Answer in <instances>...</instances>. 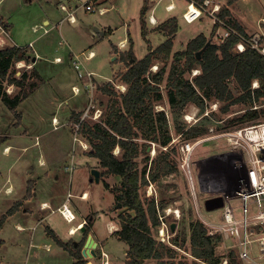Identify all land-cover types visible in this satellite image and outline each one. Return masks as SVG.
Instances as JSON below:
<instances>
[{"label":"rangeland","instance_id":"rangeland-1","mask_svg":"<svg viewBox=\"0 0 264 264\" xmlns=\"http://www.w3.org/2000/svg\"><path fill=\"white\" fill-rule=\"evenodd\" d=\"M87 1H78L80 4L77 13L78 21L75 24L64 23L62 32L66 40H70L71 42L73 38V43H76L79 49L86 46V51L88 50L89 52L91 49L94 52L92 57L86 58L88 52L86 54L81 53L80 60L83 63L80 64V67H77L72 60H69V57L64 63H53L55 54L64 55L67 50L55 52V44L57 47L59 43L57 42V36L54 37L56 33L54 31L41 38H37L36 41L34 40L35 46L39 47L41 44L53 50L52 54L46 55V57H39L41 59L38 60L37 69L41 73V78L32 75L33 67L28 68L24 66L18 68L16 63L12 67V70L16 72V77H20L24 72H28L31 81L36 82L38 86L19 104L16 109L18 114L9 109L0 98V169L5 174L4 180L7 178L9 171L11 182L16 185L18 190L8 197L4 189H1L0 219L7 213L8 201L11 197L18 196L20 187L25 185L24 182L26 181V176L30 174V170L66 169V171L64 170L66 172L64 174V178L66 179L64 184L66 185L63 187V193L67 192L70 188L74 192H78V194L83 190H87L85 199L75 196L70 206L76 211V207L74 206L78 205L87 212L86 215L90 214V217L94 219L93 230L96 237L104 240L105 249L112 255V259L115 261L114 264H122L124 249L127 247V243L120 242L116 237L112 236L111 223L114 222L119 229L120 215L122 213L134 214L132 211L125 209L122 204L119 206L118 203L120 202L117 201L115 193L105 187L103 180L109 182L110 187H115L120 184V178L102 173L104 168L100 165L99 160L90 154L92 151L91 145L80 132V126H77L80 121H77L76 114H81L80 120H106L113 110L112 105L120 103V93L127 90V84L122 81L121 74L127 69L128 64L122 61L121 55L131 47L129 32L137 58L143 57L148 52L149 44H152L151 47L153 45L157 46L166 38L163 33L152 30L153 27L150 28L148 35L150 42L143 37L142 26L139 21V19L141 20V15L138 18L139 15L135 5L130 6L127 12L122 11L119 16L116 10L106 14H102L99 11L86 10L85 3ZM227 1L211 0L204 14L193 23L188 22L183 15L186 10L185 2L183 8L175 10L174 12H176L180 20L178 21L179 30L174 36V51L186 48V44L190 41L191 36L198 31L208 33V37L211 40L219 42L216 35L217 31L216 29L215 31L213 30L215 22L208 11L213 7L214 3L219 2L222 9L226 6ZM8 2L9 0L2 1L0 10L4 8L7 11ZM128 2L130 3L129 0ZM165 3L166 1L158 7V15L163 12ZM117 4L119 6L122 5L121 8L123 9V0L117 2ZM9 7L13 8V3ZM235 11L236 13H231L232 17L226 16L225 19H228L232 23L235 22L233 19L238 21L240 19L249 27V32H247L249 35L264 32V0H239ZM63 14H58L57 19H60V16H63ZM12 15L10 19L12 27L10 30L14 31V35L15 33L20 35V42L28 43L29 40L35 39L42 32H33L31 29H28V25L31 24L30 20L34 15H37L39 20H41L40 10L37 6L27 5L26 7L14 10ZM109 18L111 19L109 20ZM102 21L112 22L111 26L114 28L106 36L102 33H97L98 31L96 30V28L104 27ZM73 25L76 28L70 30L69 27ZM146 25L148 28L147 22ZM124 38L127 41L129 39L126 46L122 44ZM113 45H118L114 49L115 54L112 53ZM114 55L115 57L112 59ZM172 63L173 58L169 60H156L155 64L151 67L152 71H157L162 65L167 66L164 81L160 86L164 98L157 104L156 108L165 109L172 142L166 148L156 142H151L146 148V153L140 154L137 160L139 171L142 172L144 169H147L148 172L151 160L147 161L145 159L147 152L150 158L156 157L161 150L170 153L172 173L162 176L157 181L150 182L141 189V193L145 199L155 198L157 204L161 201L168 203L163 210L159 209L160 224L159 226H153L151 233L158 243H163L173 249V257L166 256L165 254L162 258L147 259L145 264H159L162 261L163 264H192L195 257L191 254V222L201 220L206 227L208 226L205 223V219L217 222L220 218L221 210L215 209L208 212L204 205L206 198L213 192L231 190L233 185L236 184V176L240 172V169H245V155L239 149L232 147L221 133L231 130L228 121L240 115L245 110L246 105L234 103L230 106L229 111L224 112L222 107L225 103L211 98L210 100L206 99L203 113H201V108L195 103H188L184 109L176 110V113H173L172 108L168 104L167 96L169 89L167 82ZM195 69L196 71L200 70L199 68ZM79 70L84 71L85 74L87 70L94 72L92 88L85 86L90 80L87 76L80 78L78 76ZM198 73L200 71L194 73L192 70L191 72H187L186 76L192 79ZM228 82L236 95L241 93L233 78L228 80ZM74 84L80 87V92L77 94H75L72 87ZM106 84L114 90V93L109 94L103 91L102 87ZM4 85L9 93L20 92L19 85L8 83H4ZM26 87L29 88L28 86ZM253 88H256L254 87V82ZM259 103L263 104L260 106V109L264 110V97L261 98ZM89 104H92V107L87 112ZM96 113L99 116L94 118ZM54 114L58 117L59 124L53 122ZM71 114H75V116L71 118ZM189 114L191 117L187 118ZM204 116L209 118V120H206L209 132L195 139L194 148L191 151L188 149L183 150L181 146L187 139H184L183 132L177 131L176 125L178 123H186L187 126H190L197 123L200 118L203 119L202 117ZM261 121H264V118ZM6 136V141H2V137ZM7 142L17 145V148L13 149L8 155H5L3 151ZM82 143L86 144L87 148H84ZM25 145L27 148L23 149ZM119 150L120 148L117 147L115 153H119ZM187 158H189L191 164L189 168L192 169L193 176L196 179L198 175L204 190L198 193L197 200L192 193L191 184L189 183V171L183 165ZM42 160H44V163H42ZM214 160H220L221 162L214 168L212 166L208 167V164ZM94 168L100 170L103 180L98 182L92 180V170ZM61 189L59 188L54 191L58 199H62ZM64 197L66 198L65 194L63 195ZM174 209L180 210V217L176 216ZM22 215V211L14 216L9 215L0 229V239L3 241L0 247V264L2 263L1 261L4 264H25L30 251L31 234L34 233H36L37 238L33 241L35 242L33 250L38 256H32L30 259L32 260L31 264H74V260L68 253L58 250V248H54L52 252H47L45 247L42 246L44 242H47L45 239L46 233L44 232L46 221L42 223L38 221V215L30 217L28 215L29 220L26 223ZM161 215L162 217L160 218ZM163 221L167 224V229L166 233L163 234L164 239L162 240L160 229ZM18 222L24 226H30V228L22 231L18 229ZM173 222L176 223L174 231L171 229ZM69 224L66 225L67 230L71 225ZM39 234L41 237H38ZM174 239H178V242L176 243ZM228 252L230 250L225 248L224 241L221 238L217 245V253L224 254ZM225 259L229 261L227 257H224L223 261ZM87 261L86 259H82L81 262L87 264ZM223 261L222 264H224ZM239 263L246 264V262L244 263L240 259Z\"/></svg>","mask_w":264,"mask_h":264},{"label":"trees","instance_id":"trees-1","mask_svg":"<svg viewBox=\"0 0 264 264\" xmlns=\"http://www.w3.org/2000/svg\"><path fill=\"white\" fill-rule=\"evenodd\" d=\"M195 1L202 3L204 0ZM233 2L234 0H228V4ZM146 9V6H143L140 15L142 35L147 40L149 32L144 20ZM219 15L223 18L231 16V11L224 6ZM217 26L218 24H215L214 31ZM234 26L243 34H247L238 21L234 22ZM156 29L164 32L167 38L155 48L149 44L148 52L141 58H137L132 37L129 35L131 47L121 55L122 61L128 64L127 69L121 74L122 81L127 84V90L120 93V103L112 105L110 116L106 120H82L80 123V132L92 148L90 154L98 158L104 168L102 173L120 178V184L115 187H110L109 182L103 180L105 187L114 192L117 201L134 214L122 213L120 228L116 230L119 237L129 245V259L126 264H145L147 259L162 258L165 254L173 257V249L158 243L151 233L152 227L160 224L159 209L163 210L168 203L161 201L157 205L155 198L145 199L141 193V189L150 182L172 173L170 153L161 150L156 157L150 158L147 152L145 159L151 160L148 172L147 169L139 171L137 160L140 154L146 153V148L151 142L164 147L172 142L165 109L156 108L164 98L160 86L164 81L167 66L162 65L157 71H152L151 67L155 61L173 58L167 82L168 104L173 113L184 109L188 103H195L203 113L206 99L215 98L225 103L222 107L224 112L229 111L234 103L246 105L240 115L228 121L230 129L258 123L264 118V110L260 109V106L255 107L264 97L262 53L251 47L242 52L235 50L239 41V36L235 34L223 42H215L204 33L192 38L186 48L174 51V36L179 30L178 18L172 16L160 23ZM208 41L211 43L205 46ZM113 48L116 49V46ZM201 49L203 51L199 57L197 53ZM17 61L31 62L30 50L27 47L11 46L0 50V98L15 114H18L16 109L19 104L38 86L36 82L31 81L28 72H24L20 77L15 76L16 72L12 67ZM195 68H199L200 73L189 79L186 73ZM32 75L41 78L35 69L32 70ZM232 78L241 90L238 95L229 85L228 80ZM254 80L259 82L256 88H253ZM4 83L19 85L20 92L9 93ZM102 89L109 94L114 93L107 84ZM76 115L79 122L81 114ZM202 118L190 126L178 123L176 129L183 132L184 139L195 140L209 132L206 122L209 118L206 116ZM117 147L120 150L116 154ZM18 206V203L13 205L2 216L0 229L6 218L13 214ZM55 239L68 250L71 246L75 247L73 242H64L57 236ZM220 239V235L210 234L201 220L191 222V254L195 257L192 264H222L224 257L229 259L228 264H240L234 251L217 253ZM174 240L178 242V239ZM75 248L74 253L70 251L78 258L76 264H83L81 245ZM159 264H163V261Z\"/></svg>","mask_w":264,"mask_h":264},{"label":"crops","instance_id":"crops-1","mask_svg":"<svg viewBox=\"0 0 264 264\" xmlns=\"http://www.w3.org/2000/svg\"><path fill=\"white\" fill-rule=\"evenodd\" d=\"M2 1H6V0H0V4H2ZM79 0H9L8 2V10L6 11L4 8L2 10H0V13L3 15L4 18H6L10 22V19L12 18V14L13 11L16 9H20L22 7H26L27 5H33V6H37L40 10V18L41 20H39V17L37 15H34L33 18L30 20L31 24L28 25V29H31L33 32L34 29L33 27L35 25H40V24H44V28L47 29V31H45L44 29H40L39 31H42L38 37H36L35 39L29 40L28 43H22L20 42V35L18 33H15L14 35V31L11 30V39L13 42L17 43L18 45H23L25 47L28 48V50H30V54L31 55V63H32V67L33 69L37 70L39 72V74L41 75L39 69H37V64L38 60L41 59L39 57H46V55H50L52 54L53 50L52 48L49 47H44L43 45L40 44V46H35V42L37 38H41L49 33H52L54 31H56V33L54 34V37L57 36V42L59 43V45L56 47H54L55 52H58L60 50H66L64 55H60V54H55V57L53 58V63L56 64H61L64 63L65 60H72V62L76 59V57L78 56V58L80 59L81 53L86 54L88 52V50L86 51V48H82L79 49L76 45V43H73V38L70 40H66V38L64 37V34L62 32V26L64 23L68 22L70 24H75L78 19H77V13H78V9L80 7V4L78 2ZM121 2L122 0H96L95 1V5L101 6L104 8V13L102 14H106L108 12H111L113 10H116L117 13L121 14V12H127L129 11V7L135 5V7L137 8V13H138V18H140V13H141V9L143 8V6H146V13L144 16V20L148 23V32H150V28L153 27L152 30L161 32L164 34L165 38H167V35L160 31L157 30L156 27L164 22L165 20H167L168 18L172 17V16H176L178 18V15L176 14V12H174L175 10L179 9V8H183L184 2L186 4L185 8H187L188 4L191 2V0H129L130 3L128 2V0H123V9L121 8V6H119L117 4V2ZM166 1V3L163 6V12L161 14L158 15V7L160 6V4L164 3ZM237 1V2H236ZM234 0L233 3L227 4L225 7H228V9L231 11L232 14L236 13L235 11V7L237 6L239 0ZM171 2L175 3V8L172 10L167 9V5L170 4ZM13 3V8H10L9 5H11ZM66 5L67 10L62 9L61 5ZM220 4V2H219ZM221 5V4H220ZM87 10V9H86ZM222 10V9H221ZM60 13H64L63 16H60V19H57V15ZM73 14L75 16V21H71L70 19H68V15L69 14ZM231 14V17L233 16ZM112 15H114L112 13ZM154 16V18L156 19V23H152L150 21V16ZM111 18H109L110 20ZM134 20V19H133ZM180 19H178L179 21ZM198 20V19H197ZM195 20V21H197ZM234 21H238L236 19H233ZM140 23L141 20L139 19ZM193 21V22H195ZM191 22V23H193ZM245 29V32H249V27L247 25H245L240 19L238 21ZM102 24L104 25V27L99 28L97 33H100V30L104 31V36L108 35V33L110 34L114 28L111 26L112 22H103ZM126 24V23H125ZM152 25V26H151ZM12 27V23L10 25V28ZM72 28H76L74 25L72 27H69V29L71 30ZM262 28V27H260ZM38 31V32H39ZM24 32V31H23ZM200 33H204L206 36H208V33L205 32H200L198 31L197 33H195L193 36H191V39L196 37L198 34ZM248 34V33H247ZM71 35V34H70ZM129 35L130 32H129ZM149 35V33H148ZM147 35V40L150 42L149 38ZM72 36V35H71ZM189 39V40H191ZM129 42V39L127 41L126 38L123 39L122 44L124 46H126V44ZM31 43V46H30ZM162 43V42H161ZM160 43V44H161ZM75 44V45H74ZM159 44V45H160ZM152 45V44H151ZM187 45V44H186ZM113 46H118V45H113ZM158 46V45H157ZM153 45V48L157 47ZM112 53L115 54L114 48L112 47ZM79 50V51H78ZM135 50V48H134ZM91 51V49H90ZM79 52V53H77ZM66 54V55H65ZM35 57V60H33V58ZM56 57H61L60 61H57L55 58ZM115 57V55L112 57V59ZM83 63V62H82ZM86 67V65H85ZM87 68V67H86ZM76 84L72 85V87H74ZM78 86V85H77ZM73 117V114H71V118ZM58 120V122H57ZM53 122L54 123H60L58 117L54 114L53 116ZM57 124V125H58ZM7 136L6 137H2V141H6ZM17 148V145L11 143V142H7V144L5 145L3 154L8 155L10 152L13 151V149ZM27 148V146L25 145L23 147V149ZM94 157V156H93ZM96 158V157H94ZM98 159V158H96ZM99 160V159H98ZM222 161V160H221ZM219 161H214L212 162V164L210 166H212L213 168L219 164L221 162ZM42 163H44V160H42ZM64 170L66 171V169H32L29 171V175L26 176V181L24 182L25 185L23 187H20V194L18 192V196L15 197H11V199L8 201V209L11 208L13 205L15 204H19L18 208L16 209V211L11 214L12 216L16 215L17 213L22 211V218L25 219L26 223L29 220L28 217L32 216V215H38V221L39 222H44L46 221V228L44 229V232L46 233L45 235V239L47 240V242H44L42 244V246L45 247V250L47 252H52V250L54 248H58V250H62L63 252L68 253L71 258L74 260V264H76L78 258L72 254V252L74 253V251L76 250L75 247L81 245V254H82V248L84 247L86 240L88 238V235H92V237L95 239V241L97 242V246H96V252L98 253V255L94 258H88L85 257L83 254V259L88 260L87 262H92L94 264H103L104 262V257L102 256V251H105L108 254V262L109 264H114L115 261L112 259V255L106 251L105 246H104V240L102 239H98L95 235V232L93 230V226H94V219L90 217L89 215H86L87 212L83 210V208L80 206H74L76 207V216L77 218L75 219V221L71 224L73 226H76L77 224L81 223L84 219H87L88 222L86 224H84L83 226L80 227V229L78 231H76L74 234H71L69 232V228H70V224L69 222H67L64 217L61 215V213L58 211V208L65 202L68 201V204L70 205V203L72 202L73 197H77L79 196L81 199H85L87 196V190H83L80 194H78V192H74L72 190V188H70L69 190H67V192L63 193V187L66 179L64 178V174L66 172H64ZM4 173L1 171L0 169V192L1 189L3 188L4 191L6 192V195H8V197L10 196V194L15 193L17 190V187L14 183L11 182V175L9 174L8 171V175L7 178L4 180ZM71 177V176H70ZM3 180V182H1ZM100 180H103L102 178H100ZM62 188L60 193L62 192V199H58L57 195H55L54 191L56 189ZM69 193L71 194V196L69 197ZM66 195V198H63V195ZM37 210V211H35ZM10 215V216H11ZM29 215V216H28ZM28 216V217H27ZM76 222V223H75ZM69 224V228L67 230L66 225ZM113 225V226H112ZM18 229L20 230H25V229H29L30 226H24L22 224H20V222H18L17 224ZM85 227V230L82 231L81 228ZM35 228V227H34ZM89 228V230H88ZM111 234H113L112 236L116 237L120 242H126L123 239H121L119 237V234L116 232V230L118 229V226H116L113 223H111ZM34 230V229H33ZM67 231V232H66ZM55 236H57L59 239H61L64 242H73L75 247H70L71 251L64 248L61 244H59L57 242V240L55 239ZM77 236V237H76ZM38 237H41L40 234L38 235ZM37 238L36 233L31 234V239H30V251H29V255L27 257L26 263L25 264H31L30 262L32 260H30L32 258V256H38L33 248L35 245V239ZM1 240V239H0ZM3 243V241H2ZM127 243V242H126ZM127 247L124 249V257H123V261L121 262L122 264H126V262L129 259L128 256V244H126ZM1 247V246H0ZM46 255V254H45ZM90 259V260H89ZM94 259V260H93ZM122 259V258H121ZM1 264H4L3 261H1Z\"/></svg>","mask_w":264,"mask_h":264},{"label":"built area","instance_id":"built-area-1","mask_svg":"<svg viewBox=\"0 0 264 264\" xmlns=\"http://www.w3.org/2000/svg\"><path fill=\"white\" fill-rule=\"evenodd\" d=\"M95 1L96 0H88L85 3L86 9L104 13V8L101 6L97 7L95 5ZM210 3L211 0H204L202 3L191 0L183 13L185 19L188 22H193L199 19L207 9V5ZM61 7L62 9L67 10L66 5L63 4ZM174 8V2L167 5V9L169 10ZM220 10L221 5L219 3H214L213 7L208 11L215 22L214 24H218L216 35L219 42H223L226 38L235 34L239 36V41L235 46V50L242 52L247 47H251L264 55V32L254 33L253 35L243 34L234 26V23L225 19V17H220ZM68 19L75 21V16L70 13L68 15ZM150 21L152 23H156L154 16H150ZM33 29L35 32H38L40 29L47 31V29L44 28V24L35 25ZM11 46L20 48L25 47L12 41L10 24L0 13V50ZM93 54V51H89L86 58L92 57ZM55 59L60 61L61 57H56ZM73 63L76 64L77 67H80L82 61L77 56ZM16 66L18 68H22L24 66L30 68L33 65L31 62L17 61ZM193 71L196 73L200 70L196 71V69H193ZM78 76L80 78L87 76L90 81L87 82L85 86H90L91 88L93 87L92 79L94 77V72L87 70V73L85 74L84 71L79 70ZM258 86V80H255L254 87ZM73 88L75 94L80 92L79 86L75 85ZM261 105L263 104L257 103L255 107H259ZM91 107L92 104H89L87 112ZM98 116L99 115L96 113L94 118H97ZM82 120L83 119L80 120L77 126H80ZM221 135L226 137L227 142L232 147L239 149L245 155V169H240V172L236 176V184L233 185L231 190L213 192L206 198L208 199L210 197L222 196L224 204L218 208L221 210L219 220L217 222H213L205 219V223L208 226V231L210 230L209 233L220 235L224 241L225 248L230 251H234L241 261L244 263L246 262V264H264V121L227 130L226 132L221 133ZM194 142L195 140H187L181 147L183 150L188 149L191 151V149L194 148ZM82 146L87 148L86 144L82 143ZM183 165H185L189 171V183L191 184L192 193L195 195V199L197 200L198 193L204 191L201 179L198 175L196 179L193 176L192 169L189 168L191 165L189 158H187ZM70 196L71 194L69 193V197ZM58 211L64 219L71 224L77 218L75 211L68 204V201L63 203L58 208ZM207 211L210 212L213 210ZM174 212L177 217H180L179 209H174ZM161 217L162 215L160 218ZM87 222L88 220L84 219L76 226L71 225L69 232L74 234ZM166 229L167 224L163 221L160 229L162 240L164 239L163 234L166 233ZM102 256L104 257V264H109L108 254L105 251H102ZM223 263L228 264V260L225 259Z\"/></svg>","mask_w":264,"mask_h":264},{"label":"water","instance_id":"water-1","mask_svg":"<svg viewBox=\"0 0 264 264\" xmlns=\"http://www.w3.org/2000/svg\"><path fill=\"white\" fill-rule=\"evenodd\" d=\"M96 30L98 31L99 29L96 28ZM100 33H102L103 35L105 34L104 31H100ZM210 43H211V41H208L205 46H208ZM202 51H203V49L198 51L197 55L199 57L201 56ZM33 60H35V57L33 58ZM149 149H150V147H149ZM92 174H93L92 180H95L97 182L100 181L101 172L99 169L94 168L92 170ZM118 204H119V206H121V203H118ZM223 204H224V200H223L222 196H216V197H210V198L206 199L205 207L207 210H215V209H218L221 206H223ZM175 228H176V223L173 222L171 224V229L174 231ZM81 230L84 231L85 227H82ZM96 246H97V242L95 241V239L92 237V235H88L86 243H85L84 247L82 248V254L85 257H89V258L96 257L98 255V253L96 252V249H95Z\"/></svg>","mask_w":264,"mask_h":264},{"label":"bare ground","instance_id":"bare-ground-1","mask_svg":"<svg viewBox=\"0 0 264 264\" xmlns=\"http://www.w3.org/2000/svg\"><path fill=\"white\" fill-rule=\"evenodd\" d=\"M191 117V115L189 114V115H187V118H190ZM57 122H58V120H57ZM192 150V149H191ZM211 167V166H210ZM225 168V167H224ZM229 170V169H228ZM225 171V170H224ZM223 171V172H224ZM75 232V231H74ZM87 264H94V263H92V262H88Z\"/></svg>","mask_w":264,"mask_h":264},{"label":"flooded vegetation","instance_id":"flooded-vegetation-1","mask_svg":"<svg viewBox=\"0 0 264 264\" xmlns=\"http://www.w3.org/2000/svg\"><path fill=\"white\" fill-rule=\"evenodd\" d=\"M220 160H221V159H220ZM214 161H216V160H214ZM214 161H212V162H214ZM218 161H219V160H218ZM212 162H210V163L208 164V167L211 165Z\"/></svg>","mask_w":264,"mask_h":264}]
</instances>
